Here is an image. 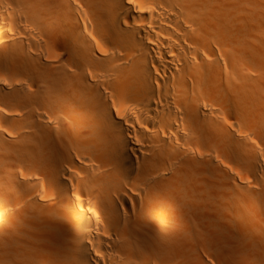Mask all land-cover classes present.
Instances as JSON below:
<instances>
[{"label":"bare ground","instance_id":"6f19581e","mask_svg":"<svg viewBox=\"0 0 264 264\" xmlns=\"http://www.w3.org/2000/svg\"><path fill=\"white\" fill-rule=\"evenodd\" d=\"M0 264H264V0H0Z\"/></svg>","mask_w":264,"mask_h":264},{"label":"rangeland","instance_id":"374dc122","mask_svg":"<svg viewBox=\"0 0 264 264\" xmlns=\"http://www.w3.org/2000/svg\"><path fill=\"white\" fill-rule=\"evenodd\" d=\"M208 208L210 209V211H212V216H213V214H216L214 206H212V202H210V201L208 202Z\"/></svg>","mask_w":264,"mask_h":264}]
</instances>
